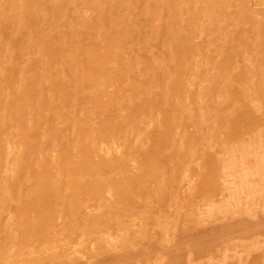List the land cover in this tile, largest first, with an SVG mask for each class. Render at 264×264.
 Returning a JSON list of instances; mask_svg holds the SVG:
<instances>
[{"label":"bare ground","instance_id":"1","mask_svg":"<svg viewBox=\"0 0 264 264\" xmlns=\"http://www.w3.org/2000/svg\"><path fill=\"white\" fill-rule=\"evenodd\" d=\"M22 2L0 264H264V0Z\"/></svg>","mask_w":264,"mask_h":264},{"label":"rangeland","instance_id":"2","mask_svg":"<svg viewBox=\"0 0 264 264\" xmlns=\"http://www.w3.org/2000/svg\"><path fill=\"white\" fill-rule=\"evenodd\" d=\"M21 3H23L22 0H21ZM30 5H31V4H30ZM84 9L86 10V8H83V9H81V10H84ZM87 10H88V9H87ZM88 11H89V10H88ZM79 12H80V11H79ZM76 13H77V11H76ZM83 13H85V15H86V11H83V12H81V13H79V14L84 15ZM71 14H73V13H71ZM87 14H88V13H87ZM46 29H47V30H46ZM50 29H51V27H50ZM28 31H31V29L28 30ZM48 31L50 32V31H52V30H48V28H45V29H43V31H42V32H45V33L39 32V33H38L39 35L36 34L35 37H36V38H39V36L41 35V37L44 38V35L47 36V33H46V32H48ZM29 33H30V32H29ZM29 35H30V37H31V34H29ZM29 35H28V36H29ZM36 38H35V39H36ZM8 48H9V46H8ZM9 50H10V49H9ZM26 51H27V49L25 50V52H26ZM9 59H10V58H9ZM9 59H8L7 61L10 62L11 64L16 63V65H17V63L20 62L19 60H17V61H18V62H17L16 60H14V58H11L10 60H9ZM5 60H6V59H5ZM5 71L7 72V69L4 67L3 71H2V72L0 71V73H1V74H4V75L7 76V74H5ZM1 82H2V81H1ZM1 82H0V83H1ZM2 84L4 85L3 82H2ZM3 85H2V87H3ZM0 86H1V85H0ZM14 86H16L15 88L13 87V88L15 89V91H16V90H17L16 88H18L19 85H18V83L16 82V83L14 84ZM2 90H3V89H2ZM2 90H1V91H2ZM4 90H6V89H4ZM4 90H3V91H4ZM5 92L8 93L9 91L6 90ZM5 92H4L3 94H7V93H5ZM1 94H2V93H1ZM3 94H2V95H3ZM4 223H5V224H4ZM4 223H3V224L6 225V222H4ZM3 224H2V225H3ZM4 225H3V226H4Z\"/></svg>","mask_w":264,"mask_h":264}]
</instances>
